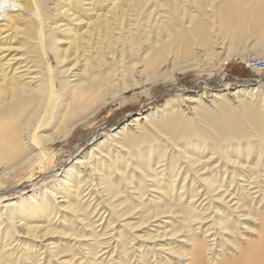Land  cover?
Masks as SVG:
<instances>
[{
    "label": "bare ground",
    "instance_id": "6f19581e",
    "mask_svg": "<svg viewBox=\"0 0 264 264\" xmlns=\"http://www.w3.org/2000/svg\"><path fill=\"white\" fill-rule=\"evenodd\" d=\"M86 1L0 0V11H3L0 18V175L14 173L26 165L34 169L37 164L38 169L44 170L54 156L48 144L70 137L102 105L120 96V90L101 95L114 85L122 71L119 60L113 61L115 55L112 61L106 60L104 52L107 51L103 50L107 44L120 42L125 46L129 39L134 41L130 47L134 49L142 41L140 38H144L148 46L154 44L156 51L151 54L157 59L169 45L181 43L190 56V46L199 42L212 46L208 50L212 57L214 42L208 37L212 31L207 34V23L221 17L232 42L237 43L251 34L264 47V0ZM104 1L109 6L106 12L100 8ZM12 4L22 11L13 9ZM14 40L18 51L11 54ZM122 51L120 47V54ZM156 59L148 65L151 71ZM262 79L250 83L259 84ZM249 100H240L237 107H230L227 102L215 105L214 110L199 107L193 121L180 119L175 115L177 111L161 118L145 116V121L136 124L141 118L134 115L129 121L134 122L130 130L124 131L125 122L111 130H117L116 143L126 148V154L120 158L121 165L116 166L118 160H108L106 169L103 164L102 170L91 167L89 176H93L92 182L95 180L97 190L107 203L111 215L109 211L107 214L113 216L106 227L115 221L123 231L127 230L129 238L118 233L116 243L123 261L147 264L145 258L150 254L151 258L164 256L159 264H173L174 258L179 261L177 264L180 260H186L184 264H264V222L258 239L247 241L244 246L238 241L245 228H251L247 225L251 220L263 221L253 207L258 209L264 200V109ZM235 146L243 148V156H229L227 150L236 149ZM94 147L100 146L96 143ZM90 153L78 156L82 160L76 158L80 160L77 163H89ZM153 162L158 164H154L156 168ZM71 163L72 168L78 167L75 161ZM112 169H116L114 176L118 184L110 177ZM105 170L109 171L108 175ZM67 175L69 170L63 179ZM32 179L31 171L25 180ZM79 186L78 180L68 185L73 189ZM55 188L61 189V186ZM57 195L64 200L62 207L71 214L81 211L78 202L71 203L62 193L52 194ZM3 196L0 193V199ZM37 201L40 205L41 201ZM4 217L13 221L17 214L12 211ZM86 217L87 213H83L79 220ZM92 225L89 221L86 226ZM144 227L145 243L136 233ZM24 230L28 232L29 227ZM9 233L10 229L6 235ZM55 233L64 234L53 228L46 230L48 235ZM96 235L90 232L91 241L79 243L75 253L81 255L77 260L72 252L68 254L71 261L60 262L98 264L97 253L103 250V242ZM228 245L237 248L239 253L227 258L224 252ZM54 246L55 255L65 251L57 244ZM9 258H0V264H13ZM27 259L32 264L38 261L36 257L34 261Z\"/></svg>",
    "mask_w": 264,
    "mask_h": 264
},
{
    "label": "rangeland",
    "instance_id": "374dc122",
    "mask_svg": "<svg viewBox=\"0 0 264 264\" xmlns=\"http://www.w3.org/2000/svg\"><path fill=\"white\" fill-rule=\"evenodd\" d=\"M12 7L13 9L18 8L19 11H22L21 7L18 5L12 4ZM100 8L103 12H106L109 8V6L107 7V1L101 3ZM0 18H3L2 10L0 11ZM223 23L221 17L207 23V34L208 32H213H211L210 35L208 34V37H210L209 39L214 42L212 44L215 52L212 57L208 54L209 51L212 50V46L210 45V47H207L208 45L199 42L192 43V46H195H193L194 48L190 46V56L189 53H186L184 44L181 43L180 45H169L157 59L151 54V52L154 53L156 51V49L153 50L152 45L154 44L150 43V46H148L149 43L143 40L144 38H140L139 41H142L138 46H134V49L130 48L134 45V41L129 39L128 44L126 43L127 40L124 41L126 43L124 44L125 46H122L120 42L114 43L113 45L112 43L106 45L105 48L107 49L104 48L103 50V52L107 51L104 52V54L107 53V56L105 55L106 60L112 61V58L116 56L117 59L113 58L115 59L113 61L119 60L122 66L119 70L121 69L122 71L120 73L118 70L119 74L115 79L114 85L108 88V90L102 91L101 95L105 94L104 92L109 95V93L111 94L114 91L120 90L118 92L120 96L114 101L102 105L85 123L78 125L70 137L48 144L54 156L47 162L48 166L44 170L38 169L39 165L37 164L34 169H31L32 166L26 165L17 169L14 173L0 175V189L2 190L0 193H2V196L4 195L3 198L0 199V253L2 254L0 258H2V260H6V258L10 257L9 259L13 264H32V261L27 258L34 261L36 257L38 260L36 263L70 264L60 261L62 259L69 260L71 256L68 254L72 252L75 254L73 258L77 260V257L81 255L75 253L77 252L79 243H81V241L83 243L91 241L90 232H93L97 234V240L103 242L102 247L104 251L102 250L101 252L104 253H97L98 256L100 255L96 259L98 264H111L117 260H119V264H129L127 259L123 261V258L119 257V249L116 245L118 233L125 235L127 234V230L125 229V231H123L124 229L120 228V225H118L119 223L115 221H113L112 225L110 223L111 227H106L107 223L112 221L113 216H110L111 212L108 209L105 199L103 200L100 190H97L98 186L95 180L92 182L93 176L92 178L89 176V169L91 167H96V169L102 170V164V167L106 169L105 164H107L108 160H118L116 166L121 165L120 158L122 155L126 154V148H120L116 143L119 139V134H114L117 130H111L124 122L126 123L124 131L130 130L134 122L129 123V121L134 115H138V117L141 118L138 119L136 124L145 121V116L161 118L168 116V114H175L177 111L175 115H179L180 119H190L193 121V119L196 118L195 115L198 113L199 107H206L214 110L217 108L215 105H218L220 102H227L226 104L228 106L237 107L241 103L240 100L248 101L249 99L261 104L264 109V72L260 71L264 68V47L258 42V39L254 35L251 36V34L240 40L243 41L241 42L242 44L240 41L237 43L233 41V44L229 30L226 24ZM208 24H210L211 29H209L210 27ZM213 24L217 25L214 26ZM223 27L226 29H222ZM12 45L11 54H14L18 51V49H16L17 44L15 40ZM120 47L123 48L121 54ZM209 48L211 50H209ZM224 48L227 51L224 50ZM171 49L174 50L173 53ZM193 49L195 51H193ZM142 51L145 53L148 51L150 53L148 54L147 52V54H145L143 52V55V53H141ZM167 51L169 56H167ZM111 52L114 53L112 54ZM196 52L198 53L196 54ZM164 54L167 55L165 56ZM166 57L167 60H165ZM153 59H156V62L152 66L154 71H151V67L148 68V65H151ZM129 60H131L130 63ZM162 60L164 62H162L163 64L160 63ZM52 62L54 63V61ZM258 63L263 66L258 68ZM143 66H146L148 72L145 71L147 69H145V67L143 68ZM156 68H158V70ZM151 73L153 74L152 77L147 75H151ZM122 77H124V79ZM260 78H263L262 82L251 85V80L253 81ZM116 82L119 85L116 84ZM248 95L253 96L249 97ZM196 109H198V111ZM95 142L100 146L97 147L100 151L94 147L96 144ZM249 146L252 145L250 144ZM235 147L236 149L231 147L227 150L229 156L234 157V154H241L243 156V148H238V146ZM88 149L92 150L90 151L91 153ZM94 149L96 150L94 151ZM235 150L237 151L235 152ZM87 153H90L88 156L90 157L88 158L89 163L87 162L85 165L77 163L79 159L82 160L80 157L83 154L87 155ZM252 156L251 154V157ZM74 157L75 159H73ZM76 158L79 159L77 160ZM74 161L78 164L79 168L76 166L75 168L74 166L73 168L71 167L73 165L71 162ZM122 161L124 162L125 159ZM154 164L158 166V164L153 162V167L156 168ZM157 169H160V167H157ZM67 170H69V175H67L66 179H63ZM31 171L33 173V179L25 180L28 172ZM105 171L106 175H108L109 171ZM111 172L112 174L110 177L118 184V180H116L114 176L116 169H112ZM52 174L55 175L52 176ZM74 180L80 181L81 187L79 186L77 189L68 187ZM58 185L61 186V189L55 188ZM262 191L264 195V188H262ZM54 193L64 194V199H69L71 203L78 202V207L81 211L75 215L79 218L71 214L69 210L64 209L62 207L64 200L61 201L58 195L55 197L52 196ZM128 196L129 198H133L130 194H128ZM37 199L41 201L40 205ZM204 201H202V203H204ZM253 210L259 214L263 221L251 220V223L247 224L251 228H245L243 235H240L241 239L238 237L239 243L241 242L240 244L243 246L246 245L247 241L258 239L260 235V230H262L261 228L264 222V200L259 203L258 209L253 207ZM12 211L17 214V217H14L13 221L5 220V214L12 213ZM103 211L105 214H103ZM108 211L110 215L107 214ZM83 213H87V219L79 220L83 217ZM108 219L110 220L108 221ZM89 221L93 223L90 228L86 226ZM26 227H29L28 232L24 230ZM31 227H34V229L30 230ZM153 227L154 226H152L151 229H153ZM49 228H53L57 230V232H62L64 234L60 235L55 233L48 235L46 234V230ZM9 229L10 233L6 235V231ZM144 231H146V227H144L142 231L136 232L142 236L143 243H145L143 238L146 237ZM36 232L37 235H45L43 237H34L37 236ZM71 235L76 236V238ZM125 236L127 239L129 238L128 234ZM55 244H57L60 249H64L65 253L61 252L55 255V250H53ZM106 245L107 247H105ZM116 248L117 250H115ZM114 250L117 253L114 252ZM49 252H52L54 256ZM137 253L138 252H136V256ZM224 253H226L227 258H231L233 254L234 256L237 255L239 250L228 245ZM150 256L149 254L145 258V261L148 262L147 264H155L156 259L161 256L158 264L164 261L163 255L154 256L155 258H151ZM113 259L115 261H112ZM185 262L186 260H180V264H184ZM177 263H179V261H176L174 258L173 264ZM130 264L134 263L130 262ZM138 264H142V262Z\"/></svg>",
    "mask_w": 264,
    "mask_h": 264
},
{
    "label": "built area",
    "instance_id": "2783aa9c",
    "mask_svg": "<svg viewBox=\"0 0 264 264\" xmlns=\"http://www.w3.org/2000/svg\"><path fill=\"white\" fill-rule=\"evenodd\" d=\"M258 64H259V66L257 65L258 68H259V67L261 68V67L263 66V65H261L260 63H258ZM260 71H261V72H264V68L261 69Z\"/></svg>",
    "mask_w": 264,
    "mask_h": 264
}]
</instances>
